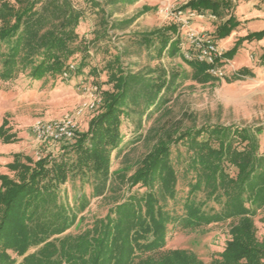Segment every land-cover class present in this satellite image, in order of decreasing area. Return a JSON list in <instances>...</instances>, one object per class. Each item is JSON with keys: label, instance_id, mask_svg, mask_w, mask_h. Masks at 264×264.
<instances>
[{"label": "trees", "instance_id": "16d2710c", "mask_svg": "<svg viewBox=\"0 0 264 264\" xmlns=\"http://www.w3.org/2000/svg\"><path fill=\"white\" fill-rule=\"evenodd\" d=\"M74 1L0 0V82L14 80L27 70L34 80L66 78L64 74L73 64L68 61L80 52L76 41L83 12ZM83 1L94 4V0ZM188 6L222 17L228 1L198 0ZM234 20L231 15L217 27V38L232 31ZM149 35L161 38L159 53L175 56L181 52L176 24ZM263 35L264 31L255 37ZM237 49L225 52V57L229 59ZM184 59L196 82L221 81L210 73L207 63ZM73 65L69 76L76 71L77 65ZM247 76L254 77V73L243 68L226 82ZM109 80L114 81L113 90L102 91L101 109L89 129L75 130L76 140L59 141L66 144L63 155H46L35 161L15 154L7 165L13 177L0 174V264H264V240L257 238L254 223L255 215L264 211V149L261 151L260 143L264 127H163L136 165L112 172L113 153L118 156L122 151L125 106L129 100L136 103L140 96L131 95L132 83L140 81L121 70ZM139 84L141 95L146 92L145 110L167 103L160 97L169 89L166 79L155 83L143 78ZM7 124L4 119L0 125L1 139L5 144L15 143L17 137L8 132ZM180 144L187 155L179 149L174 160ZM178 164L186 166V177L191 174L181 211L169 207V201L178 199L182 176ZM232 168L236 173L230 172ZM77 177L83 179V185L71 205L61 196L62 187ZM85 184L93 186L90 195L84 192ZM139 187L145 191L128 193ZM200 191L205 193L204 199L197 195ZM96 197L110 201L108 213L95 217L78 234H69L72 228L81 227L86 220L83 212ZM210 200L220 204V209L206 210ZM227 220L234 221L231 238L210 262L187 249L166 248L170 225L196 231ZM32 248L36 250L30 252Z\"/></svg>", "mask_w": 264, "mask_h": 264}, {"label": "rangeland", "instance_id": "374dc122", "mask_svg": "<svg viewBox=\"0 0 264 264\" xmlns=\"http://www.w3.org/2000/svg\"><path fill=\"white\" fill-rule=\"evenodd\" d=\"M225 1H228V6L222 10V17L214 19L206 14L204 19L196 22L195 29L205 28L209 31L224 52L236 46L238 49L225 62V74L221 81L198 83L192 79L193 70L181 52L175 56H170L167 51L159 53L161 38L149 35L173 23L161 13L166 0H94V4L75 0L74 6L83 12L77 28L79 39L76 41L80 45V52L68 62L77 65L76 71L67 78L58 75L34 80L28 76L27 70L14 80L0 82V125L6 119L8 132L17 137L15 143L5 144L0 136V174L8 173L13 177L14 173L7 165L13 161L15 154L31 157L35 161L46 155L58 158L63 155L66 144L39 139L34 132L35 127L70 121L75 130L86 132L91 119L101 109L102 91L113 90L114 81L109 78L118 70L140 82L143 78L155 83L166 79L170 85L165 94L164 91L160 94V97L163 95L167 99V103L160 107V102L145 110L146 92L141 95L142 84L133 81L131 95L139 93L140 96L136 103L129 100L125 106L127 114L122 117V151L118 156L113 153L112 172L120 167L136 165L155 143L156 131L163 127L171 130L217 124L233 129L264 127V35L263 38L255 37L264 31V0ZM230 15L235 19V27L223 38H217L213 31ZM151 39L152 42H148ZM246 61L249 62L248 66ZM243 68H250L254 77L226 82V78H232ZM151 93L148 91V94ZM260 143L263 151L264 134L260 135ZM179 149L187 155L186 147L180 144L174 150V160ZM71 157L74 159L76 155L72 153ZM179 168L182 176L178 199L169 201V207L181 211L189 193L191 174L188 177L183 174L186 168L184 164ZM230 172L234 174L236 170L232 168ZM82 185L83 179L80 177L71 178L62 187L61 196L74 205ZM92 189V184H85L84 192L88 195ZM144 191L145 188L139 187L128 193ZM197 195L205 198L202 191ZM109 203L101 197L92 199L83 212L86 220L81 227L72 228L68 233L78 234L95 217H104L111 207ZM220 207V204L210 200L206 210H219ZM254 223L257 238L264 240V211L255 215ZM233 224L234 221L227 220L196 231L170 225L166 248L187 249L195 252L204 262H210L224 250L231 238ZM35 250L32 248L30 252Z\"/></svg>", "mask_w": 264, "mask_h": 264}, {"label": "built area", "instance_id": "2783aa9c", "mask_svg": "<svg viewBox=\"0 0 264 264\" xmlns=\"http://www.w3.org/2000/svg\"><path fill=\"white\" fill-rule=\"evenodd\" d=\"M191 1L198 0H166L161 7V13L177 25L181 37V52L188 60L205 62L210 66V73L213 76L222 78L224 76V64L229 61L225 57V52L218 45L216 38L205 28L195 29L196 22L202 20L208 14L211 18H216L211 12L198 11L188 6ZM75 69L72 64L64 77H69V73ZM264 77V65L262 67ZM80 110L79 113H81ZM35 134L44 141H69L75 137V127L70 121L65 123H47L38 125L34 130Z\"/></svg>", "mask_w": 264, "mask_h": 264}, {"label": "crops", "instance_id": "0c3cea01", "mask_svg": "<svg viewBox=\"0 0 264 264\" xmlns=\"http://www.w3.org/2000/svg\"><path fill=\"white\" fill-rule=\"evenodd\" d=\"M231 16V15H230ZM230 16H228L225 20H224V22L230 17ZM217 17V16H216ZM212 32V31H211ZM213 32H215V31H213ZM245 64H247L246 66H248L249 65V62H245ZM250 69V68H249ZM251 70V69H250Z\"/></svg>", "mask_w": 264, "mask_h": 264}]
</instances>
